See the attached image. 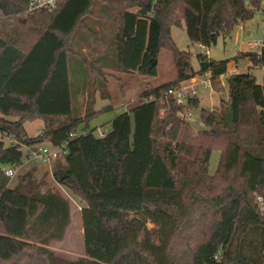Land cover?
Returning a JSON list of instances; mask_svg holds the SVG:
<instances>
[{
    "label": "trees",
    "instance_id": "16d2710c",
    "mask_svg": "<svg viewBox=\"0 0 264 264\" xmlns=\"http://www.w3.org/2000/svg\"><path fill=\"white\" fill-rule=\"evenodd\" d=\"M116 1L121 7L110 6ZM263 9L264 0H57L53 10L29 11V0H0V132L28 146H65L54 179L85 203V256L64 258L51 246L66 239L69 200L44 191L35 170L12 184L4 169L26 155L0 139V264H264V81L228 73L239 61L264 73V47L232 60L198 53L194 68L171 35L184 26L210 48ZM163 50L175 79L141 91L97 137L89 120L114 108H94V93L109 95L107 72L155 78ZM207 74L219 108L167 96ZM199 108L205 129L194 132L180 113ZM34 121L44 127L32 138L25 124Z\"/></svg>",
    "mask_w": 264,
    "mask_h": 264
},
{
    "label": "rangeland",
    "instance_id": "374dc122",
    "mask_svg": "<svg viewBox=\"0 0 264 264\" xmlns=\"http://www.w3.org/2000/svg\"><path fill=\"white\" fill-rule=\"evenodd\" d=\"M109 4L110 6L121 7L117 1ZM4 19L5 18H2L0 15V22ZM242 26L245 28V31H241L239 25H237L230 37H220L217 44L210 48H202L199 47V45L194 44L189 39L184 26L181 28L172 27L171 35L179 50L191 52L192 65L194 68H197L198 60L196 55L198 53L205 54L209 58L215 60H232L239 53L250 52L248 49V43L257 41L260 42L264 39V15L262 11H256L251 19L242 21ZM157 65L158 76L155 78H147L138 74L107 72L108 78L106 79V82L107 94H109L107 97L108 99H103L100 92L94 93V108L95 110H99L101 109V106L104 107L110 104H112L114 108L107 110L89 120L90 128L96 129L95 135L97 137L100 136V133H107L112 129L111 122L117 114H119L122 110H129L133 105L140 101L139 94L141 91H144L151 86L168 83L175 79L176 66H174L172 55L168 50L162 51L157 61ZM230 66L233 68L236 64L231 62ZM237 66L239 73H252L256 77L258 83H263L264 73L260 68H248L251 66L248 61H239ZM221 82L225 84V79ZM122 91L126 93L123 98L120 97ZM227 91L228 88L225 84L222 96H225ZM198 97L201 99V107L210 109L219 108L218 104L220 103L221 95L216 92L214 86L213 88L209 87L207 89H201ZM89 99H92L90 94ZM200 111L201 108L194 110L193 112V118L196 119V121L192 123L191 126L194 132L205 129L199 119L201 116ZM42 127L43 124L41 121L27 122L25 124L27 133L32 137L38 135L42 130ZM50 147L52 148L53 156L49 162L44 164H26V166L20 169L17 172V175L12 179V184L17 182L18 176L25 174V172L29 170H35L38 180H44L46 184V187L43 188L44 191L48 188H55L69 200L72 211L71 226L68 230L66 239L60 243H53L51 248L62 257L74 260L85 256V239L83 238L82 220L80 216L85 203L81 201L71 190L58 185L55 181L54 174L62 171L61 166L64 163V155L59 153L57 148H53L52 146ZM219 160L220 153L214 151L209 163V173L211 175L216 172Z\"/></svg>",
    "mask_w": 264,
    "mask_h": 264
},
{
    "label": "built area",
    "instance_id": "2783aa9c",
    "mask_svg": "<svg viewBox=\"0 0 264 264\" xmlns=\"http://www.w3.org/2000/svg\"><path fill=\"white\" fill-rule=\"evenodd\" d=\"M57 0H29V11H37L43 8H51L52 10L56 8ZM264 13V9L262 11ZM240 30H244L242 22H239ZM264 47V39L262 41L250 42L248 43V49L250 52H257L260 54L262 48ZM222 80L224 78H221ZM225 85V84H223ZM212 87V81L210 75L203 77L192 78L189 82L182 85L180 88L170 89L167 92V96L175 98L174 100L180 106H187L190 99L198 97L201 89H207ZM193 112L191 111L188 115L183 112L180 113V116L186 120L188 123L192 124L196 121L193 118ZM105 133H100L99 137H103ZM0 139H2L9 147H20L26 155V160L18 166H8L4 169L5 176L13 179L17 172L24 168L28 163H38L44 164L50 161L53 156L52 148L48 145H37V146H28L23 142H20L16 139L15 136H9L0 132ZM59 153L65 154V146L63 148H57ZM261 210H264V201L262 198L258 200Z\"/></svg>",
    "mask_w": 264,
    "mask_h": 264
},
{
    "label": "crops",
    "instance_id": "0c3cea01",
    "mask_svg": "<svg viewBox=\"0 0 264 264\" xmlns=\"http://www.w3.org/2000/svg\"><path fill=\"white\" fill-rule=\"evenodd\" d=\"M244 28V27H243ZM242 31H245V28H244V30H242ZM199 47H201V46H199ZM203 48V47H202ZM231 65V64H230ZM229 65V71H228V73L229 74H234V73H239V71L237 70V65L235 66V67H233V68H231V66ZM248 68H250L251 69V66H249ZM224 80V79H223ZM223 80H221V81H223ZM201 101V100H200ZM202 104V103H201ZM219 105V104H218ZM108 106V105H107ZM104 107H106V106H104ZM103 106H101V109H99V110H97L96 109V111L98 112V111H100V110H102L103 108H104ZM215 107H217V106H215ZM127 109H125V111H126ZM43 124V123H42ZM44 127V126H43ZM43 127H42V129H43ZM41 132H42V130L40 131V133L38 134V135H40L41 134ZM28 134V133H27ZM38 135H36V136H38ZM28 136H30L29 134H28ZM36 136H33V137H36ZM30 137H32V136H30ZM32 137V138H33Z\"/></svg>",
    "mask_w": 264,
    "mask_h": 264
},
{
    "label": "water",
    "instance_id": "95a60500",
    "mask_svg": "<svg viewBox=\"0 0 264 264\" xmlns=\"http://www.w3.org/2000/svg\"><path fill=\"white\" fill-rule=\"evenodd\" d=\"M156 64H157V61L154 60V65H156ZM65 178H66V175H65V174H63V173H60V174H59V179H60L61 181H63Z\"/></svg>",
    "mask_w": 264,
    "mask_h": 264
}]
</instances>
